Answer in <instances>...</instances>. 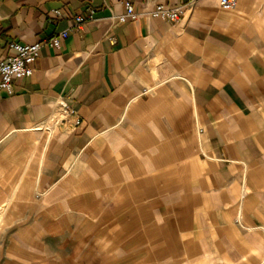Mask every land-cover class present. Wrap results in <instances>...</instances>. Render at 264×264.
<instances>
[{"label": "crops", "instance_id": "1", "mask_svg": "<svg viewBox=\"0 0 264 264\" xmlns=\"http://www.w3.org/2000/svg\"><path fill=\"white\" fill-rule=\"evenodd\" d=\"M125 1L0 0V57L70 27L52 8L96 9L0 89V212L37 219L0 264H264V0L112 20Z\"/></svg>", "mask_w": 264, "mask_h": 264}, {"label": "built area", "instance_id": "2", "mask_svg": "<svg viewBox=\"0 0 264 264\" xmlns=\"http://www.w3.org/2000/svg\"><path fill=\"white\" fill-rule=\"evenodd\" d=\"M239 0H219L220 5L224 9H234ZM125 10L120 14H113L112 20L117 22H125L135 20L141 15H151L159 17L163 20L175 23L178 22L185 13V4L169 5L164 3H156L150 9H136L135 4L131 0L124 2ZM96 9L93 6H87L81 13H75L69 17L60 8H52L48 21L57 25L60 20L68 18L70 27L53 34L46 41H38L34 43H20L12 41L9 43L10 53L5 57H0V89L5 88L10 93L13 92V80L15 78L28 77L33 74L34 65L40 55L41 47L44 42H51L55 47L61 46L62 39L69 35L70 30H77L85 24L95 20ZM75 108L69 101L61 97L58 101V110L52 115L53 124L64 125L66 128H72L79 123L76 117Z\"/></svg>", "mask_w": 264, "mask_h": 264}, {"label": "rangeland", "instance_id": "3", "mask_svg": "<svg viewBox=\"0 0 264 264\" xmlns=\"http://www.w3.org/2000/svg\"><path fill=\"white\" fill-rule=\"evenodd\" d=\"M5 207L2 209V211L0 212V263H4V261L8 258V256L1 254L2 249H6L9 244H11V236L19 230V228H22V230H26L28 229V227L30 225H32V222H36L37 219H2V215L1 213L4 211ZM39 221H41V219H39ZM40 226H42V224L40 223ZM43 229L44 226H42ZM74 226H72L73 228ZM28 239L26 237H23V241H25L24 243L28 242ZM62 241V240H61ZM37 247L39 248H47V246H52L50 245L52 240H50L47 237L46 232L42 233L38 238H37ZM54 248L56 251L59 250L58 247H52ZM53 251V250H52ZM61 251V250H60ZM53 253V252H52ZM64 256H62L63 259H68L69 255L67 253H63ZM72 259V257H71Z\"/></svg>", "mask_w": 264, "mask_h": 264}]
</instances>
